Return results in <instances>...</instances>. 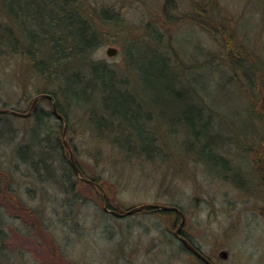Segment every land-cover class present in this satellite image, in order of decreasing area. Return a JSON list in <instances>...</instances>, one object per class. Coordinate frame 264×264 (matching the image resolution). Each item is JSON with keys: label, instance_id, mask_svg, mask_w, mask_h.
Wrapping results in <instances>:
<instances>
[{"label": "rangeland", "instance_id": "obj_1", "mask_svg": "<svg viewBox=\"0 0 264 264\" xmlns=\"http://www.w3.org/2000/svg\"><path fill=\"white\" fill-rule=\"evenodd\" d=\"M164 1L88 0L94 7L116 10L130 25L125 31L121 30L122 33L114 31L110 34L111 42L100 46L93 57L107 62L119 70L120 77L131 81L129 90L135 94L143 112L152 115L151 121L144 120L148 133L161 137L167 162L161 170L156 169L155 164L137 159L125 162L112 157L101 140L78 136L82 121L81 115L75 113L72 125L76 133L71 139L77 146L79 161L87 171L93 175L97 173L108 184L106 189L109 191L106 192L101 184L104 193L97 188L94 193L79 185L74 193L78 199L71 202L70 196L57 190L53 182L43 183L29 164L17 157L15 151L18 145L25 144L27 131L34 142L37 141V131L26 123L24 119L27 118L13 114L4 117L9 114H3L0 125L6 129V134L0 136V169L23 201L21 205L40 214L43 224L18 205L0 199L1 203L6 200L0 208V264H198L182 249L181 241L174 235L177 228L171 233V224L161 214L144 209L117 217L104 211L105 200L107 207L112 202L129 210L144 204L179 205L185 216L183 232L205 256L217 264H264V183L259 182L254 153L250 150L256 148L254 140L264 137V125L261 126L258 117L249 113L242 89L230 79L225 69L211 64L202 70L194 67L201 66L206 59L201 48L210 56L220 54L217 43L194 23L165 20ZM218 1L229 15L237 18L236 26L251 50L263 57L264 0ZM175 2L171 10L175 19L193 12L191 2ZM2 3L0 1L1 6ZM9 9L6 5L8 13ZM48 9L54 11L51 7ZM149 21L159 23L158 27L165 34L161 48L155 41L149 43L138 39L128 44L131 52L127 55L123 37L135 34L137 38H143L141 28ZM13 25L18 30L26 27L36 32L35 25L26 20ZM131 27L133 30L128 31ZM166 44H172L184 66L194 67V70L183 72L173 65L175 91L189 90V95L181 97L186 101L183 104L174 100L175 97L153 95L142 79L140 66L147 65L150 57L163 55ZM111 47L118 50L113 57L106 53ZM18 62H15L16 66ZM5 63L0 61V108L27 109L15 74L16 67H13L15 64ZM20 63L25 67L22 60ZM244 81L250 84L246 78ZM198 94L213 111L209 135L220 136L217 148H214H222V155L231 160L229 169L214 161L206 160V163L201 156V147L182 123L180 110L187 105H198ZM91 105L102 111L101 90L92 98ZM39 106L49 108L45 101ZM65 138L67 141L70 135ZM96 148L106 156L102 159L105 164L99 160L97 165L87 156L88 149ZM257 148L262 150L264 143ZM196 161L205 165L194 163ZM160 163L163 162L157 164ZM111 168L117 169V173ZM222 252H226V258L221 256Z\"/></svg>", "mask_w": 264, "mask_h": 264}, {"label": "trees", "instance_id": "obj_2", "mask_svg": "<svg viewBox=\"0 0 264 264\" xmlns=\"http://www.w3.org/2000/svg\"><path fill=\"white\" fill-rule=\"evenodd\" d=\"M0 1L2 3V0ZM3 1V6L0 5V16L3 19V21L0 20V61L1 63L6 61L5 64L9 65H14L19 60L25 63V67L21 65L20 61L18 66L15 64L13 67H16L15 74L18 84L22 88V100L27 102V109L13 108L12 110L27 113L35 97L49 94L55 99L58 113L64 117V120L55 117L50 99H40L31 116L24 119L31 128L37 131V141L34 142L27 131L25 144L18 145L19 147L15 151L17 157L29 164L38 179L43 180V183L53 182L52 185L57 190L70 196L71 202L78 199L74 193L77 192L79 185L96 193L97 189L79 179L71 166L69 150L64 143V129L67 128L66 135H70L68 142L79 170L86 179L101 184L108 192L109 189H106L108 184L103 182L97 173L93 175L83 168L79 161L77 146L71 139V136L76 133L75 127L72 125L73 116L75 113H79L82 131L78 136L83 137L84 135L90 139L101 140L102 144L106 146L105 151L112 157L120 158L125 162H133V159H137L144 163L155 164L156 169L161 168L162 170L168 159L167 152L164 146H161L163 144L161 137L148 133L147 125L144 122V120L151 121L152 115L143 112L135 94L129 90L128 86L131 84L129 79L120 77L119 70L107 62L96 60L93 57L100 46L111 42L110 34L114 31L122 33L121 30L125 31L126 26H130L121 16L122 14L110 7H94L88 0ZM187 1L192 3L193 12L175 19L171 14V10L176 5L175 0H165L162 10L164 19L170 23H194L209 34V37L217 43L220 54L210 56L208 51L201 48L206 59L200 63L201 66L195 65L194 67L202 70L211 64L225 69L230 75V79L242 89L241 95L249 106V113L255 118L258 117L261 126L264 125V56L262 57L251 50L249 43H246L236 26L235 19L237 18L229 15L220 6L218 0ZM6 5L10 7L9 13L6 11ZM48 7L53 8L54 11H50ZM21 20L35 25L36 32L30 31L26 27L22 30L15 28L13 23ZM158 25L151 21L146 23L141 28L144 33L143 38H137L135 34L125 35L123 38L127 44V55H130L131 52L128 50V44L134 43L138 39L149 43L155 41L161 48L165 34ZM131 30H133L132 27L128 31ZM165 48L167 52L164 51L163 55L155 58L150 57L146 62L147 65L140 66L143 73L142 79L147 88L151 89L153 95L175 97L174 100L183 104L186 101L181 100V97L189 95V90L184 88L181 91H175L173 65L179 66L183 72L194 70V67L182 64L183 62L174 52L172 44H166ZM243 77L250 81L249 85ZM99 90L102 91V111L91 105L92 98ZM198 96L200 98L198 105H187L180 110L182 123L186 124L193 139L201 147V156L206 163V160L214 161L223 168L229 169L232 165L231 160L222 155V148L215 149L220 136L209 135L208 129L213 127V111L210 106L208 108L202 102L204 98L199 94ZM44 101L49 104V108L39 106ZM1 116L3 114H0V124ZM7 116L10 114L4 117ZM4 134H6V129L3 130L0 125V136ZM257 140L256 142L254 140L256 148L262 142L264 143V137ZM256 148H250V150L252 149L251 152L254 153L253 162L258 168L259 182L264 183V148L262 150L259 148L256 150ZM86 152H88L89 159L93 160L95 164L99 165V160L105 164L103 156H106L103 155L100 148L93 151L88 149ZM159 162L163 163L157 164ZM197 162L205 165L201 161L194 163ZM111 169L114 170V173L117 170ZM41 170L45 172H41ZM9 183L8 177L0 169L1 201L6 199L11 205H18L22 211L34 215L40 225L43 224L39 218L40 214L38 215L33 209L21 205L23 201ZM4 202H0V208L4 207ZM165 205L181 210L179 205ZM122 206L110 202L108 208L120 213L129 210ZM145 210L161 214L171 224V233L181 221V217L176 211L151 208ZM188 239L201 251L190 238ZM181 245L182 249L198 264H205L182 243ZM206 257L213 264H217L209 256L206 255Z\"/></svg>", "mask_w": 264, "mask_h": 264}, {"label": "water", "instance_id": "obj_3", "mask_svg": "<svg viewBox=\"0 0 264 264\" xmlns=\"http://www.w3.org/2000/svg\"><path fill=\"white\" fill-rule=\"evenodd\" d=\"M107 55L110 56V57H113L115 55H117L118 53V50L113 47L111 48H108L107 49ZM42 98H48L52 101V109H53V113L55 115V117H57L59 120H64V117L58 113V110H57V106H56V102H55V99L53 96L51 95H39L37 96L34 101H33V104L31 106V109L28 113H19V112H16L12 109H3L0 108V114H13V115H16V116H21V117H29L32 112H33V109L35 107V105L38 103V101ZM65 128H66V125H65ZM67 129V128H66ZM66 129H64V143L66 145V148L69 150V156H70V163H71V166L73 167L76 175L79 177V179H82L84 181H86L89 185H91L92 187H95L97 188L99 191H102L104 193V190H103V187L99 184V183H96L90 179H86L81 170H79V167L78 165L76 164V161L74 159V155H73V151L68 143V140L66 141ZM147 208H151V209H157V210H166V211H176L179 213L180 217H181V222L179 224V226L177 227L176 231H175V235L179 238V240L185 245V247L187 249H189L190 252H192L195 256H197L198 258H200V260H202L205 264H213L200 250H198L193 244H191L185 237L181 236L180 235V232L183 230L184 228V225H185V216L184 214L182 213V211L177 208V207H169V206H163V205H159V204H144V205H140L134 209H131L125 213H120V212H117V211H113V210H109V208L107 207V200H105V207H104V211H107V212H110L112 213L113 215L117 216V217H125V216H128V215H131L135 212H138V211H141V210H144V209H147ZM221 256L226 258L227 254L226 252H222L221 253Z\"/></svg>", "mask_w": 264, "mask_h": 264}, {"label": "flooded vegetation", "instance_id": "obj_4", "mask_svg": "<svg viewBox=\"0 0 264 264\" xmlns=\"http://www.w3.org/2000/svg\"><path fill=\"white\" fill-rule=\"evenodd\" d=\"M175 235V234H174ZM180 235L181 236H183V237H185L190 243H191V241L186 237V234L183 232V230L180 232ZM175 237L177 238V239H179L176 235H175ZM183 244V243H182ZM192 244V243H191ZM184 245V244H183ZM185 246V245H184ZM195 246V245H194ZM197 248V247H196Z\"/></svg>", "mask_w": 264, "mask_h": 264}, {"label": "bare ground", "instance_id": "obj_5", "mask_svg": "<svg viewBox=\"0 0 264 264\" xmlns=\"http://www.w3.org/2000/svg\"><path fill=\"white\" fill-rule=\"evenodd\" d=\"M48 95H49V94H48ZM23 114H25V113H23ZM30 116H31V115H30ZM30 116H29V117H30ZM24 118H28V117H24ZM181 243H182V242H181Z\"/></svg>", "mask_w": 264, "mask_h": 264}]
</instances>
